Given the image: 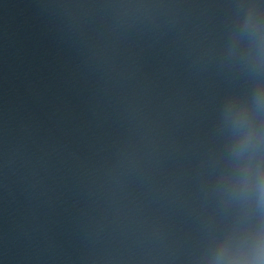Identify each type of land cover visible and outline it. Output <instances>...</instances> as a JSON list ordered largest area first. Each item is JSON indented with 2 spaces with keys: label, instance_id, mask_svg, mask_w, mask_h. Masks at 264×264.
Returning a JSON list of instances; mask_svg holds the SVG:
<instances>
[{
  "label": "water",
  "instance_id": "1",
  "mask_svg": "<svg viewBox=\"0 0 264 264\" xmlns=\"http://www.w3.org/2000/svg\"><path fill=\"white\" fill-rule=\"evenodd\" d=\"M0 264H264V0H0Z\"/></svg>",
  "mask_w": 264,
  "mask_h": 264
}]
</instances>
